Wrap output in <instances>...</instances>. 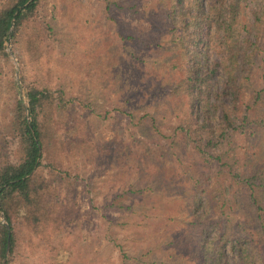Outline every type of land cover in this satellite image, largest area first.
Here are the masks:
<instances>
[{"label":"rangeland","instance_id":"rangeland-1","mask_svg":"<svg viewBox=\"0 0 264 264\" xmlns=\"http://www.w3.org/2000/svg\"><path fill=\"white\" fill-rule=\"evenodd\" d=\"M117 2L42 0L0 56V164L17 161L13 105L26 101L24 81L67 101L46 116L43 164L57 166L52 219L18 227L11 264H198L200 227L217 240L232 228L251 234L239 188L217 175L222 162L201 159L183 138L185 102L168 90L181 72L168 59L169 28L149 15L151 0ZM245 3L247 14L264 11V0ZM259 28L249 88L261 82L264 13ZM251 139L236 135L212 156L253 158ZM194 190L213 197L203 219L190 210ZM225 246L230 264H242Z\"/></svg>","mask_w":264,"mask_h":264},{"label":"trees","instance_id":"trees-1","mask_svg":"<svg viewBox=\"0 0 264 264\" xmlns=\"http://www.w3.org/2000/svg\"><path fill=\"white\" fill-rule=\"evenodd\" d=\"M41 1L11 0L0 10V56H7V43ZM151 1L155 9L149 15L161 18L159 23L172 34L173 52L168 59L179 62L180 78L168 90L185 102L183 138H191L192 150L201 159L222 162L217 175L230 176L231 186L239 188L235 204L241 203L251 227V234L232 228L227 238L217 240L207 235L208 226H199L198 264H230L228 242L242 264H264V46L259 50L261 82L259 87L249 88L263 7L247 14V0ZM23 87L26 101L17 99L13 105L17 161L0 164V264L4 259V264H11L19 226L35 229L52 219L46 199L54 193L51 178L57 166L43 164L46 116L55 102L60 108L67 104L61 90L53 95L47 87L25 81ZM236 135L252 138L253 158L227 155L226 151L213 158V151L230 145ZM212 202L213 197L194 190L191 213L203 219L201 212L206 214Z\"/></svg>","mask_w":264,"mask_h":264},{"label":"water","instance_id":"water-1","mask_svg":"<svg viewBox=\"0 0 264 264\" xmlns=\"http://www.w3.org/2000/svg\"><path fill=\"white\" fill-rule=\"evenodd\" d=\"M5 226H7V224L5 223V221H3L2 222ZM8 250V249H7ZM7 250H6V253L5 254H7ZM5 263V259L2 261V264H4Z\"/></svg>","mask_w":264,"mask_h":264}]
</instances>
